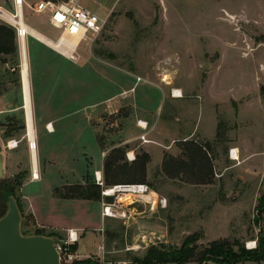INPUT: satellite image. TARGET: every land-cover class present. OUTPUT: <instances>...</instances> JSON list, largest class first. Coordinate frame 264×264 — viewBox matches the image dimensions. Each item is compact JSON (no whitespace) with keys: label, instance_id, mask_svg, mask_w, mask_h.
Masks as SVG:
<instances>
[{"label":"rangeland","instance_id":"obj_1","mask_svg":"<svg viewBox=\"0 0 264 264\" xmlns=\"http://www.w3.org/2000/svg\"><path fill=\"white\" fill-rule=\"evenodd\" d=\"M29 1H34L30 3L33 7L39 0ZM76 1L105 23L100 33L81 39L74 58L57 64L53 73L60 76L58 81L66 78L68 85L77 84L76 92L70 94L76 98L80 114L88 112L94 138L92 134L77 137L79 143L71 146L78 150L72 152V160L70 153L61 151L56 136H46L49 147L52 145V161L40 162L42 178L23 185L24 198L22 185L15 188L22 210L21 232L29 235L43 229V234L51 233L37 225L33 212L44 223L83 217L54 197L53 188L75 184L69 170L85 166L90 174L85 171L82 184L95 181L93 170L100 155L95 141L100 140L103 159L113 148L124 149L118 165L125 161L130 165L143 153L149 155L145 179L155 202L152 210L147 204H135L128 218H106L101 229L81 233L77 253L79 257L90 254L81 259L96 261L95 253L103 243L105 260L135 261L144 258L150 246H179L194 232L200 235L198 246L226 238L254 249L258 231L264 228V212L256 220L255 209L264 190V0ZM0 4L12 11L10 0H0ZM31 7L23 8L24 22L56 41L60 31L49 24L48 13ZM28 42L32 45L33 38L28 37ZM8 58L17 67V55ZM165 85L170 87L169 94L163 92ZM171 89L180 92L182 100L174 102ZM212 116L216 131L222 121L219 136L191 138L212 146L211 181L190 183L187 174L168 177L162 171L164 156H179L180 141L191 140L186 136L188 129L201 121V129L208 130ZM140 119L147 124L142 131ZM22 124L20 117L4 120L3 135L11 133L5 139L19 138ZM171 130L175 133L170 134ZM141 135L149 141L145 143ZM231 147H237V159L229 156ZM19 149L5 152L6 159L9 153L19 155L16 164L22 165L18 166L22 172L30 156ZM15 174L6 161L0 180H11ZM119 177L139 176L127 170L119 172ZM160 197L166 199L164 207L157 202ZM89 215L94 223L102 224L98 206H92Z\"/></svg>","mask_w":264,"mask_h":264},{"label":"crops","instance_id":"obj_2","mask_svg":"<svg viewBox=\"0 0 264 264\" xmlns=\"http://www.w3.org/2000/svg\"><path fill=\"white\" fill-rule=\"evenodd\" d=\"M10 1L12 6L13 2L12 0ZM23 1L29 5L30 3L34 2L29 0H23ZM25 6L26 5H24V7ZM0 7L5 8L2 4H0ZM0 24L3 23L0 22ZM28 37L33 38L32 45L29 44ZM15 44H16L15 53L12 54L0 53V154H1L3 169L7 161V163L11 165L12 174H15L19 172L18 166L20 167L22 166L21 164L19 165V163L16 164V160H20L19 155L17 154L14 157L11 153H9L11 156L7 157L6 159L7 155L5 150L6 149L15 150V149H19L20 147L22 148L21 150L23 151V153L26 151L29 153L30 156L29 164H24L25 167L24 169H22L23 172L25 173L21 187L22 197L24 198L25 192L23 190L24 187L23 185H25L26 183L38 181L42 178L43 174L41 175L40 162L52 161V159L50 158L52 157V153H51L52 145L49 147V143H48L49 141L47 142L45 140L46 136L48 135L56 136L55 137L57 139L56 143L60 146L61 151L70 153L69 156L73 160L72 152L73 151L77 152L78 150L77 149L71 150V146H76V144L79 143L77 137H79L80 135L91 136L92 134L94 138V131L87 122L88 112L85 113L81 112L82 114H80L81 109L77 105V102H75L76 98L73 95H71L72 93L76 92L77 84L74 83V85L73 84L71 85V83H69L68 85L67 84L68 80L66 81V78L60 79V81H58V77L60 76H57L56 72L53 73L55 71L57 64H61L63 62H69L71 56L65 55L59 52L57 49L46 45L43 41L36 39L29 33L25 35L23 39L18 38L15 33ZM13 54H16L19 59V63L17 67L14 66L8 58ZM25 56H26L27 71H28V75H27L28 105H29L30 117L32 121V131H33L32 137L36 142V148L33 151V153H31L27 144V136L29 135V130H28L27 111H26L27 101H26V95L24 89V77L22 70L23 58ZM69 88L72 89L70 90ZM169 90L170 87H168L167 85L163 87L164 93L167 92L169 94ZM171 97L173 98L174 102H179L180 100H182L180 98H182L183 95L182 94L181 96L171 95ZM70 105L71 106L73 105L74 109L73 107L69 109ZM84 106L91 107L92 105L82 104V107ZM19 117L22 118V120L24 121V128H22L21 135L19 136V138H14L12 136L13 138L5 139L11 133L8 132L5 133L6 134L5 136L3 135L2 133L3 129L1 127L4 120H13V118H19ZM134 121L135 120H132L133 122L132 126H135ZM210 121H211V125L208 130H205V128L204 130L201 129L203 128L201 126V121H199L193 127L191 126V128L188 129V132H186L187 139H191L194 135L196 138L201 136L203 138H206L207 140L212 139L216 133L215 132L216 122L214 116H212ZM140 122L144 124V122L146 121L140 119ZM183 128H185V125H183ZM199 129H201L202 131H200ZM139 130L142 131V128L139 127ZM174 133H175L174 130H171L170 134H174ZM10 139H12L11 141H16V145L14 147L11 146L8 147L7 143L8 141H10ZM95 142L100 152V155L98 154L99 155L98 161L101 162L98 163L97 161L96 166H94L93 174L95 172H99L102 175L101 166H102L103 154L100 151L97 141ZM231 148L237 149V147H231ZM98 150L96 151V153H98ZM17 151H20V149ZM171 154L176 156L175 153H171ZM161 159L159 163L161 162ZM76 160H78V158H76ZM62 162L63 159L62 157H60V163L62 164ZM61 164H59V166L63 167V164L62 165ZM33 165L38 171L39 174L38 179L31 178V170H32L31 167H33ZM84 169L87 170L88 168L85 166ZM84 169L78 171L69 170V178L71 177L73 180H77L76 183H82L86 171ZM86 172L88 173V171ZM35 194L37 195V192H35ZM36 197H34V199ZM61 200L64 203L68 204L72 209L78 211L79 214L82 213L83 217L73 220L62 219L60 223H56V224L49 222L44 223V222H40L38 217L32 211L36 223L39 227L48 228L49 230H52L54 232L56 231L60 234H64L66 228H74L78 231V233H82V235L85 233L87 229H92L93 231H97L98 229L104 227L106 218H102L100 214L102 224L99 225L97 223H94V221H92L91 216L89 215V211H91L92 206H98L99 211L101 210L100 201H93L86 199H61ZM149 209L152 210V208L150 207ZM77 250H78V243H77V248L75 250V253L78 255ZM89 255L90 254L85 255L83 257H79L78 255V259L85 258ZM95 255L97 256V258H99L101 256V250L99 249V252L97 251Z\"/></svg>","mask_w":264,"mask_h":264},{"label":"trees","instance_id":"obj_3","mask_svg":"<svg viewBox=\"0 0 264 264\" xmlns=\"http://www.w3.org/2000/svg\"><path fill=\"white\" fill-rule=\"evenodd\" d=\"M16 51L14 29L5 24H0V53L12 54ZM222 121L217 124L216 136H219V129ZM19 128H24L21 125ZM100 147L103 145L97 140ZM181 152L179 156L166 154L162 160V171L171 178L182 177L187 174L186 181L196 184H206L211 181L213 176L212 157L210 150L212 146L209 142L204 144L194 140L180 141ZM124 149L121 147L113 148L103 159V184L110 186L117 183H134L145 182V164L149 159L147 153L137 156L135 161L127 165L126 161L123 165H118L117 161L124 159ZM129 170L138 173L139 177L126 178L119 177V172L125 174ZM114 171L115 174L111 175ZM24 172L13 175L11 180H0V217L6 211L7 196L13 195L16 198L18 207L21 210L19 198L15 195V188L22 185ZM102 187L95 183L82 184H66L53 188V196L61 199H86L93 201L101 200ZM110 199V198H107ZM257 211L256 220L260 218L264 212V190L258 198L255 207ZM43 229H37L35 234H43ZM47 235H58L57 232L51 231ZM200 235L194 232L187 235L179 246L164 245L150 246L144 258H136L140 264H205L213 261L218 264H236L242 261H254L256 263H264V228L259 229L256 239V247L254 249H246L238 241H229L228 239H216L210 241L206 246H198L196 244ZM237 246V249H235ZM77 243L71 246V250L75 251ZM71 264H98L89 258L78 259Z\"/></svg>","mask_w":264,"mask_h":264},{"label":"built area","instance_id":"obj_4","mask_svg":"<svg viewBox=\"0 0 264 264\" xmlns=\"http://www.w3.org/2000/svg\"><path fill=\"white\" fill-rule=\"evenodd\" d=\"M12 2V11H7L14 17L10 18L8 15L4 14L0 7V22L12 27L16 36L23 39L29 32L20 15L23 14L24 5L31 6L23 0H12ZM31 8L37 12L46 11L48 13L49 24L60 31V35L57 39L66 36L76 37L80 41L90 34L100 33L105 23V19H102L91 10L83 8L76 0H64L57 3L51 0H39ZM72 54L73 53H71L70 56L74 58ZM175 90L176 89H171V95H175ZM139 123L140 121L138 124ZM139 126L145 128L147 124L145 122V126L142 127L140 124ZM140 138L145 142L149 141L144 138V135H141ZM10 141L7 143L8 147H10ZM13 142L14 145H16V141ZM28 147L30 150L34 149L35 141H28ZM234 153L235 148H230L229 155L232 158H234ZM35 172L36 171L32 169V179H38V177L35 176ZM94 178L95 182L102 187V198L100 200V214L102 218H128L130 210L134 209L133 205L135 204H147L150 208L154 206V195L150 186L145 182L117 183L105 187L101 174L98 175V173L95 172ZM157 202L160 207L166 205V199L164 197H160ZM57 236L60 242H56L55 247L59 254L60 264H71L73 261L78 260V255L75 251L71 250V246L78 243L81 233H78L74 228H66L64 234H58ZM99 249L101 250V256L96 260L98 264H140L137 261L128 259L105 260L102 256L103 247L101 245Z\"/></svg>","mask_w":264,"mask_h":264},{"label":"water","instance_id":"obj_5","mask_svg":"<svg viewBox=\"0 0 264 264\" xmlns=\"http://www.w3.org/2000/svg\"><path fill=\"white\" fill-rule=\"evenodd\" d=\"M3 165L0 154V178ZM6 211L0 217V264H60L55 247L58 236L23 234L22 213L13 195L7 196Z\"/></svg>","mask_w":264,"mask_h":264},{"label":"bare ground","instance_id":"obj_6","mask_svg":"<svg viewBox=\"0 0 264 264\" xmlns=\"http://www.w3.org/2000/svg\"><path fill=\"white\" fill-rule=\"evenodd\" d=\"M2 10H3L4 14L8 15L10 18L14 17L5 8H2ZM20 17L23 20V14H21ZM23 23L25 24L26 29H27V31L29 32L30 35H32L33 37H35L38 40L43 41L48 46H51L53 48L59 49L60 51L64 52L63 54L66 53L65 55H70L71 53H73L75 48L79 45V40L76 37H71L70 38V37L62 36L60 39H57L56 41H53L50 38L46 37L44 34L40 33L39 31L29 27L28 24H26L24 22V20H23ZM22 65H23V69L22 70H23V77H24V89H25V95H26V101H27V103H26V111H27L28 130H29V135H30V136L29 135L27 136V144H28V141L32 142V140H34V138L32 137V133H33V131H32V121H31L30 109H29V105H28V87H27V85H28V83H27L28 71H27L26 56L23 58V64ZM175 92H177V90H175ZM175 95L176 96H180V92L175 93ZM139 124L142 127L145 126V122H144V124L141 123V122ZM13 145H14V142L10 141V146L14 147L15 145L14 146ZM35 148H36V142H35ZM35 148L32 149V150L29 149L31 151V153H33ZM235 152H236V150H235ZM236 158H237V155L234 153V159H236ZM31 169L36 171L35 172V174H36L35 176H37L39 178V174H38V171L35 168V166L31 167ZM97 173H98V175H100L99 172H97Z\"/></svg>","mask_w":264,"mask_h":264}]
</instances>
